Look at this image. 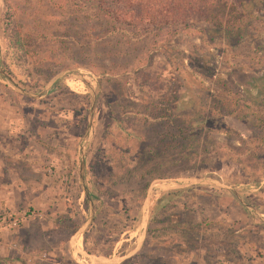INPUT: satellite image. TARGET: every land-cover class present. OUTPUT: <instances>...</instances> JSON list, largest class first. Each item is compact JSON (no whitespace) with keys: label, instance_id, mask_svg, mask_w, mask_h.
Masks as SVG:
<instances>
[{"label":"rangeland","instance_id":"obj_1","mask_svg":"<svg viewBox=\"0 0 264 264\" xmlns=\"http://www.w3.org/2000/svg\"><path fill=\"white\" fill-rule=\"evenodd\" d=\"M246 1L226 0L223 9ZM251 14L248 32L224 42L190 26L111 27L72 0H0V70L7 76L0 73V121H11L16 145H43L49 154L33 165L14 158L17 196L31 199L11 211L32 214L18 225L14 247L0 245V259L9 253L20 264H93L69 246L88 215L79 182L83 148L82 182L93 209L77 236L83 250L117 256L132 249L151 185L141 246L119 264H264V111L252 104L262 118L243 121L221 106L230 131L216 132L217 146L187 161L173 154L170 127L178 119L169 118L184 112L180 104L173 109L178 96L188 99L176 68L210 92L237 93L239 103L252 82H264V0ZM63 69L72 71L38 97L13 88L38 93ZM85 83L95 95L90 118ZM190 177L234 191L185 185ZM40 253L45 258L35 259Z\"/></svg>","mask_w":264,"mask_h":264},{"label":"trees","instance_id":"obj_2","mask_svg":"<svg viewBox=\"0 0 264 264\" xmlns=\"http://www.w3.org/2000/svg\"><path fill=\"white\" fill-rule=\"evenodd\" d=\"M72 1L80 8L86 5L92 7L94 14L111 27L119 26L131 30L169 27L178 30L180 27L190 26L200 34H211L209 35L211 39L218 38L228 42L230 38H237L248 32L247 29L251 25L249 21L252 17L251 10L255 2L259 0H247L237 7L233 4L234 6L230 7L229 11L223 9L226 0ZM191 21H202L204 25L196 26L191 24ZM206 64L207 61L203 63V72L207 69ZM176 70L180 74L182 84L184 83V92L188 96L186 100L183 95L178 96L173 105V109L176 110L180 104L184 112L169 116L172 122L178 119V124L170 127V134L175 136L176 141L173 145L176 160L187 161L196 158L199 154L208 155L211 148L218 144L214 134L218 131L227 134L230 131L223 121L221 106H227L231 115L243 121L260 120L262 114L253 111L250 105L256 104L264 111V82L262 80L252 82L251 88L245 93L243 103H239L241 97L237 93L232 96L223 87L219 89L220 92H210V88L202 87L201 82L194 83V79H188L182 75L183 68H176ZM256 82H259V85ZM223 90L226 91L221 93ZM167 123L169 122L164 124ZM260 137L264 139V133ZM159 140L162 139L159 138ZM168 192L170 194L175 191Z\"/></svg>","mask_w":264,"mask_h":264},{"label":"crops","instance_id":"obj_3","mask_svg":"<svg viewBox=\"0 0 264 264\" xmlns=\"http://www.w3.org/2000/svg\"><path fill=\"white\" fill-rule=\"evenodd\" d=\"M11 127V121H0V213L19 208L16 206L18 202L28 203L31 199L29 193L27 194V198L25 194H22L21 198L17 196L16 190L19 188L16 187L17 184L14 176L16 171L13 167L15 159L19 161L23 159L25 165H33L32 162H35L37 157L40 158L41 154L49 155L43 145V148L39 147L32 151L28 149V142H25L23 145H19L18 143L16 145L14 143L16 132ZM45 158L47 157H43V161ZM18 227L12 229L2 228L0 230L1 246L13 241L12 238L18 234ZM1 250L2 248L0 247ZM3 256L7 258L5 260L0 259L1 264H20L19 260L9 253H3Z\"/></svg>","mask_w":264,"mask_h":264},{"label":"water","instance_id":"obj_4","mask_svg":"<svg viewBox=\"0 0 264 264\" xmlns=\"http://www.w3.org/2000/svg\"><path fill=\"white\" fill-rule=\"evenodd\" d=\"M71 69H63L61 71H59L58 73L54 74L42 87V89L38 92V93H29L26 92L22 89H20L19 87H17L16 85H13V88L20 92L23 93L27 96H31V97H38L42 92L46 91L51 85L52 83L57 80L58 78H60L64 73L67 72H71ZM0 73L4 76L7 77L1 70ZM79 77V76H77ZM85 85H87V89L89 91L90 94V110H89V118L92 114V110H93V105H94V101H95V95L93 94V90L91 89V87L89 86V84L85 83ZM83 153L84 150L83 148H81L80 150V165H79V171H80V176H79V182L81 184V188L83 189L85 195H86V199H87V203H88V215L87 218L84 220V222L71 234L70 238H69V246L70 249L73 253H76L77 255L86 258L87 260H89L90 262H92L93 264H119L120 262H122L123 260H125L126 258L132 256L141 246L142 240L144 238L145 235V228H146V222H147V214H148V203H149V197L152 191V187L151 185L147 187L146 189V193L145 196L143 198L142 204H141V219H140V224H139V233L137 236V239L135 240L134 243V247L132 249H130L129 251L117 255V256H105V255H96L94 253H90L86 250H83L77 242V236L82 233V231L85 229V227L90 223L92 217H93V209L89 200V195L87 193V190L83 184V180H82V173H83ZM185 185H189V184H206V185H211L217 188H224V189H230L232 191L233 188L216 180V179H212V178H206V177H190V178H185L182 179ZM244 204V203H243ZM245 206H247L248 208H251L249 205L244 204Z\"/></svg>","mask_w":264,"mask_h":264},{"label":"built area","instance_id":"obj_5","mask_svg":"<svg viewBox=\"0 0 264 264\" xmlns=\"http://www.w3.org/2000/svg\"><path fill=\"white\" fill-rule=\"evenodd\" d=\"M32 214L27 210H18V211H4L0 213V230L2 228L12 229L17 227L23 220L27 217H30ZM14 243L8 244L9 248L14 247ZM46 253H40L35 259L42 260L45 258Z\"/></svg>","mask_w":264,"mask_h":264}]
</instances>
